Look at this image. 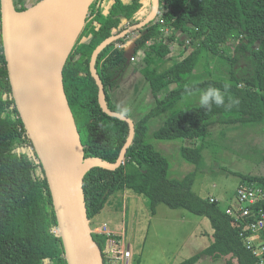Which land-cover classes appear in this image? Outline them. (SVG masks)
<instances>
[{
	"label": "trees",
	"instance_id": "obj_1",
	"mask_svg": "<svg viewBox=\"0 0 264 264\" xmlns=\"http://www.w3.org/2000/svg\"><path fill=\"white\" fill-rule=\"evenodd\" d=\"M12 1L14 9L22 11L39 0ZM105 2L109 5L103 11ZM151 5L148 0V6L138 17L142 0H93L68 55L62 73L63 86L85 157L114 163L128 135L127 122L105 114L99 105L98 87L89 69L91 53L105 38L140 22ZM133 33V53L144 64L139 72L156 105L134 121L133 141L123 163L112 170L94 166L85 174L82 188L88 219L100 212L111 194L129 189L148 198L152 213L163 203L210 220V244L178 264H196L205 254L214 261L223 259L225 264H257V258L245 246L251 233L245 229L246 222L234 219L226 211L231 205L221 208L215 200L195 193L193 174L169 178L168 160L145 141V132L151 116L169 110L183 94L209 86L227 89L225 105L213 104L211 110L200 104L179 109L154 134L159 139L194 140V147L181 148L187 161L200 162L202 147L196 141L207 135L210 124L264 122V0H159L156 17ZM127 36L107 45L95 62L106 105L113 111L117 109L111 102L110 89L116 86L128 64ZM230 40L237 44L228 51L225 44ZM174 41L183 44L184 49H192L165 66L172 58ZM214 55L227 65V79L190 82L201 59L209 63ZM171 84L175 87L158 98V93ZM228 96L239 103L226 107ZM241 182L264 190V176L243 175ZM252 208L264 210V198ZM56 228L47 179L11 95L0 16V264H68L61 236L53 232ZM93 239L99 247L105 246L103 235Z\"/></svg>",
	"mask_w": 264,
	"mask_h": 264
},
{
	"label": "water",
	"instance_id": "obj_2",
	"mask_svg": "<svg viewBox=\"0 0 264 264\" xmlns=\"http://www.w3.org/2000/svg\"><path fill=\"white\" fill-rule=\"evenodd\" d=\"M93 0H39L16 11L12 0H0L1 38L5 65L15 107L41 163L51 193L68 264H103L99 245L92 237L82 188L83 178L94 166L115 169L133 141L134 121L120 111L110 110L105 102L102 81L96 71L98 54L110 43L150 23L159 10V0H151L149 13L140 22L128 26L101 41L92 51L89 69L98 87L102 111L128 124V135L114 163L99 157H85L73 113L69 107L62 73L88 15ZM46 10L41 34L27 47L20 64L12 38L16 18ZM134 46V45H133ZM133 47L127 48L129 59Z\"/></svg>",
	"mask_w": 264,
	"mask_h": 264
},
{
	"label": "rangeland",
	"instance_id": "obj_3",
	"mask_svg": "<svg viewBox=\"0 0 264 264\" xmlns=\"http://www.w3.org/2000/svg\"><path fill=\"white\" fill-rule=\"evenodd\" d=\"M142 1L143 8L138 13V17L148 6V0ZM106 4L104 8L102 5L103 11L107 10L109 3ZM131 34L133 37L134 33ZM130 39L131 36L126 37L125 43L131 49L133 44ZM236 44L237 41L230 40L225 45L229 51ZM172 46V58L166 62L165 66L183 57L192 49V46L184 49L183 44L177 41H174ZM128 60V65L116 81L119 88L115 89V108L126 114L132 121H137L156 105V99L139 72V69L144 66L142 61L135 59L132 63L130 59ZM216 61L217 63L219 61L217 56L211 58L209 63L202 58L196 65V72L194 71L190 82L207 78L227 79V65L220 61L215 65ZM173 87L175 84L161 90L158 98H163L168 89ZM200 92L196 90L183 94L169 110L151 116L146 122L145 141L168 160L169 178L181 179L186 174H193L192 190L202 198H214L221 208H225L236 204L235 191L242 183L243 175L264 176V122L210 124L207 135L196 141V145L202 147L200 162H189L183 157L181 148L194 147V140L159 139L154 134L165 119L175 111L198 105ZM125 108L128 109L127 112L124 111ZM128 191L134 194L133 191L129 189ZM121 193L123 192L118 191L111 194L96 216L105 217L112 223H117L118 226L120 223H125L126 233L123 241L129 246L131 252L130 264H178L212 241L213 228L207 217L193 214L182 208H170L163 203L158 204L150 215L149 201L141 195L138 196L144 200V205L142 208L138 205L139 213L136 217H132L127 199L129 193L127 192L124 198ZM133 223H136L135 226ZM91 225L93 226V223ZM133 229L134 235L131 233ZM93 236L99 238V235ZM102 248L104 249L103 244L100 247L103 251ZM196 264L225 263L223 259L214 261L205 254L200 256Z\"/></svg>",
	"mask_w": 264,
	"mask_h": 264
},
{
	"label": "built area",
	"instance_id": "obj_4",
	"mask_svg": "<svg viewBox=\"0 0 264 264\" xmlns=\"http://www.w3.org/2000/svg\"><path fill=\"white\" fill-rule=\"evenodd\" d=\"M235 196L236 204L227 207L226 211L234 219L246 222L245 229L251 233L245 239V246L257 258V264H264V210L255 211L252 208L258 200L264 198V190L256 185L241 183L236 188ZM213 200L215 199L210 198V201ZM91 229L92 234L105 237V246L103 251L101 250L103 264H130L131 252L129 246L123 241V233H113L105 223ZM53 232H56V229Z\"/></svg>",
	"mask_w": 264,
	"mask_h": 264
},
{
	"label": "bare ground",
	"instance_id": "obj_5",
	"mask_svg": "<svg viewBox=\"0 0 264 264\" xmlns=\"http://www.w3.org/2000/svg\"><path fill=\"white\" fill-rule=\"evenodd\" d=\"M47 11L41 10L26 17L16 18L12 24V38L18 62L24 63L25 51L32 41L41 34Z\"/></svg>",
	"mask_w": 264,
	"mask_h": 264
},
{
	"label": "crops",
	"instance_id": "obj_6",
	"mask_svg": "<svg viewBox=\"0 0 264 264\" xmlns=\"http://www.w3.org/2000/svg\"><path fill=\"white\" fill-rule=\"evenodd\" d=\"M107 4L106 3H104L103 4V7H105ZM130 36H132V35H128L127 37H130ZM130 42H132V38L130 39ZM133 43V42H132ZM132 55H133V61H135V59L138 61V58H137V56L133 53V51H132ZM128 65V64H127ZM138 69V68H137ZM119 88V86H118V84H116V86H115V88H112V89H110V99H111V102L115 105V102H116V94H115V89L116 88ZM118 91H120V90H118ZM119 192H123V193H121L122 194V198H124L123 196L125 195V194H127V192L129 193V198H127L128 199V202H129V205H130V207H131V212H132V217H136V215H138V213L139 212H137V207H138V205L142 208V206L144 205V200L141 198V197H139L138 196V194H132V193H130L129 191H128V189H125V190H122V191H119ZM141 196H144V195H141ZM145 197V196H144ZM147 198V197H146ZM148 199V198H147ZM123 201H124V199H123ZM149 201V200H148ZM149 209H150V215L152 214V211H151V208H150V202H149ZM122 216H123V214H122ZM139 216H140V214H139ZM123 218H124V216H123ZM91 223H93V227L94 226H97V225H101V224H106L107 225V227H108V229L110 230V231H112L113 233H117V234H120V233H123V234H125L126 233V229H125V223H120V226H118V224L117 223H112V221H110V220H107L105 217H103V218H100V217H97L96 215L91 219V220H89ZM90 223V224H91ZM135 224L136 223H133V226H135ZM139 225L141 224V223H138ZM143 224V223H142ZM143 229V228H142ZM133 235H134V229L132 230V232H131ZM206 247V246H205ZM205 247H203V248H205ZM203 248H201V250L203 249ZM200 251V250H199ZM198 251V252H199Z\"/></svg>",
	"mask_w": 264,
	"mask_h": 264
},
{
	"label": "clouds",
	"instance_id": "obj_7",
	"mask_svg": "<svg viewBox=\"0 0 264 264\" xmlns=\"http://www.w3.org/2000/svg\"><path fill=\"white\" fill-rule=\"evenodd\" d=\"M134 45V43H132ZM119 46V45H118ZM133 55L131 54L129 59L132 61L134 59ZM129 63V60H128ZM227 93V89L225 91H221L220 89L209 86L205 90H202L199 95V104L201 105L202 108L206 110H211V106L215 104L216 106H221L225 105V96ZM228 101L229 103L226 105V107L231 108L234 104H238L239 101L231 96H228ZM125 112L128 111L127 108L124 109Z\"/></svg>",
	"mask_w": 264,
	"mask_h": 264
},
{
	"label": "flooded vegetation",
	"instance_id": "obj_8",
	"mask_svg": "<svg viewBox=\"0 0 264 264\" xmlns=\"http://www.w3.org/2000/svg\"><path fill=\"white\" fill-rule=\"evenodd\" d=\"M115 87V86H114ZM103 88H104V86H103ZM112 89V88H111Z\"/></svg>",
	"mask_w": 264,
	"mask_h": 264
}]
</instances>
